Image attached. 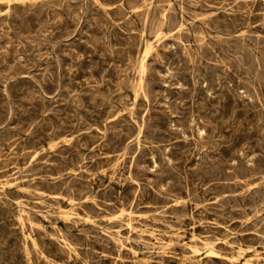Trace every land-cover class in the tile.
<instances>
[{
    "label": "rangeland",
    "instance_id": "374dc122",
    "mask_svg": "<svg viewBox=\"0 0 264 264\" xmlns=\"http://www.w3.org/2000/svg\"><path fill=\"white\" fill-rule=\"evenodd\" d=\"M0 264H264V0H0Z\"/></svg>",
    "mask_w": 264,
    "mask_h": 264
},
{
    "label": "bare ground",
    "instance_id": "6f19581e",
    "mask_svg": "<svg viewBox=\"0 0 264 264\" xmlns=\"http://www.w3.org/2000/svg\"><path fill=\"white\" fill-rule=\"evenodd\" d=\"M32 1H33V0H32ZM33 3H34V2H33ZM180 9H181V8H180ZM166 11H167V10H166ZM146 18H147V17H146ZM162 25H163V24H162ZM156 28H157V27H156ZM160 36H161V35H160ZM195 36H196V35H195ZM162 37H163V36H162ZM171 37H172V36H171ZM166 38H167V37H166ZM203 42H204V41H203ZM148 46H149V45H148ZM149 47H150V46H149ZM149 47H148V48H149ZM150 48H151V47H150ZM150 48H149V49H150ZM146 51H148V50H146ZM149 51H150V50H149ZM153 51H154V50H153ZM146 58H147V57H146ZM146 58H145V59H146ZM143 66H144V65H143ZM144 67H145V66H144ZM144 75H145V74H144ZM138 84H139V83H138ZM137 88H138V87H137ZM133 94H134V93H133ZM136 97H137V96H136ZM9 111H10V110H9ZM63 140H64V139H63ZM100 174H102V173H100ZM180 201H181V200H180ZM163 216H164V215H163ZM119 217H120V216H119ZM139 217H140V216H139ZM149 217H150V216H149ZM145 221H146V220H145ZM249 222H250V221H249ZM173 230H174V229H173ZM143 231H144V230H143ZM192 236H193V235H192ZM117 237H118V236H117ZM194 239H195V238H194ZM212 244H214V243H212ZM207 245H209V244H207ZM212 250H213V249H212ZM195 252H196V251H195ZM208 252H209V251H208ZM210 252H211V254H212V251H210ZM239 252H240V251H239ZM195 254H196V253H195ZM211 254H210V255H211ZM213 255H214V254H213ZM213 255H212V256H213ZM216 257H217V256H216ZM69 260H70V259H69ZM250 261H251V260H250ZM148 262H149V261H148ZM185 262H186V261H185ZM238 262H239V261H238Z\"/></svg>",
    "mask_w": 264,
    "mask_h": 264
}]
</instances>
